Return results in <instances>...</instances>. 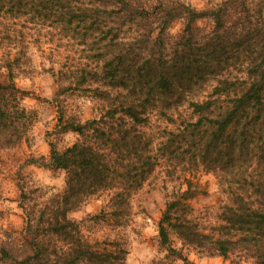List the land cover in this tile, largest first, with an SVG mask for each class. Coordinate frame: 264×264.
<instances>
[{
  "label": "trees",
  "instance_id": "trees-1",
  "mask_svg": "<svg viewBox=\"0 0 264 264\" xmlns=\"http://www.w3.org/2000/svg\"><path fill=\"white\" fill-rule=\"evenodd\" d=\"M7 7L30 22L53 18L61 29L80 33L85 44L91 39L96 44L95 37L105 33L106 43L100 55H89V63L70 73L72 85L91 82L103 90L98 92L103 113L83 122L58 107L56 135L76 133L79 139L64 149L51 142L49 161L32 163L65 171L67 188L53 210L46 204L51 219L41 220L45 211L36 222L28 215L20 245L0 235V264H127L119 243L90 242L68 213L110 190L113 174L123 176L124 183L140 178V188L155 172L156 135L145 133L154 117L177 129L168 131L159 151L192 144L218 176L225 196L216 221H200L191 203L200 191L178 176L180 187L167 193L159 223L160 244L185 264L192 263L175 249L172 234L208 256L264 264V0H222L205 10L184 0H0L1 17ZM204 18L214 25L210 31L195 27ZM180 19L183 32L167 37L169 26ZM0 54L4 150L20 145L36 121L22 101L44 99L17 85L19 61L1 48ZM232 54L238 73L222 72L224 58ZM51 238L70 240L68 249H54Z\"/></svg>",
  "mask_w": 264,
  "mask_h": 264
},
{
  "label": "rangeland",
  "instance_id": "rangeland-1",
  "mask_svg": "<svg viewBox=\"0 0 264 264\" xmlns=\"http://www.w3.org/2000/svg\"><path fill=\"white\" fill-rule=\"evenodd\" d=\"M184 1L199 10H205L222 0ZM3 13L0 16L1 53H10L11 57L19 61L15 72L17 85L44 99L25 98L22 101L23 107L36 114V121L20 145L0 150V235L5 239L7 235L20 245L28 215L36 222L41 219L42 211H45L41 220L51 219L53 216L46 204L53 210L57 197L67 188L65 171H52L46 166L32 163L41 158L49 161L51 142L59 149H64L79 139L76 133L56 135L58 107H64L69 116H76L83 122L99 118L103 113L98 94L103 90L91 82L72 85L70 73L76 65L89 63L91 56L100 55L106 43L103 40L106 34L95 37L96 44H93V39L85 44L86 40L82 39L80 33L72 34L61 29L53 18L46 23L38 20L30 22L29 16L18 18L9 7L4 8ZM213 26L207 18L195 23L196 28L204 31H210ZM184 27V20L174 21L166 31L167 37L175 39ZM160 29L159 25L156 31ZM126 32L127 28H124ZM224 59L220 70H230L236 74L239 69L236 56L232 54ZM233 63H236V68ZM197 91L201 92L203 88ZM56 98L57 102H51ZM163 119L154 117L149 128L145 129L148 136L156 135L159 162L155 172L147 177L140 188V178L138 183L131 178L124 183L123 176L113 174L115 180L110 190L98 193L79 209L68 213V219L79 224L81 235L90 242L119 243L127 251V264H185L180 258L170 255L159 239V223L166 209L167 193L171 194V191L180 187L178 176L182 177L181 182L183 178L189 179L195 189L200 191V195L191 202L195 216L200 221L214 223L225 198L218 176L203 164L200 152L192 144H170L165 154V151H159L164 141L168 140V131L175 129ZM176 120L181 123V119ZM119 161H124V155L119 157ZM120 173L124 171L120 170ZM118 192L123 197H117ZM24 207L28 209L27 212ZM71 235L77 234L71 230ZM172 240L175 249L192 264L238 263L235 257L224 259L208 256L193 247L183 246L174 234ZM50 241L54 249L63 252L68 249L70 240L51 238ZM241 264L254 263L248 260Z\"/></svg>",
  "mask_w": 264,
  "mask_h": 264
}]
</instances>
